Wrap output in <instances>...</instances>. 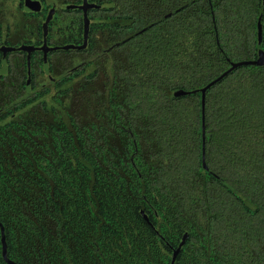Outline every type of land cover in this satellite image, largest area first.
Instances as JSON below:
<instances>
[{
    "label": "trees",
    "instance_id": "trees-1",
    "mask_svg": "<svg viewBox=\"0 0 264 264\" xmlns=\"http://www.w3.org/2000/svg\"><path fill=\"white\" fill-rule=\"evenodd\" d=\"M259 4L143 0L138 46L119 49L99 80L71 84L59 107L0 128L13 260L170 264L188 233L175 264H264V68H238L206 93L207 166L232 189L201 168L200 94L172 97L228 60L257 58Z\"/></svg>",
    "mask_w": 264,
    "mask_h": 264
},
{
    "label": "flooded vegetation",
    "instance_id": "flooded-vegetation-1",
    "mask_svg": "<svg viewBox=\"0 0 264 264\" xmlns=\"http://www.w3.org/2000/svg\"><path fill=\"white\" fill-rule=\"evenodd\" d=\"M142 1L0 0V128L23 117L35 118L43 113L44 104L59 107L71 84L99 80L117 61L119 49L138 46L149 25L139 5ZM262 3L260 0L257 13L262 17L263 35ZM147 205L148 213L142 210L141 218L150 229L158 230L154 224L159 215ZM0 225L7 260L18 264L9 256L6 227L1 221ZM178 244L169 246L170 257ZM0 255L8 264L2 256L1 230Z\"/></svg>",
    "mask_w": 264,
    "mask_h": 264
},
{
    "label": "water",
    "instance_id": "water-1",
    "mask_svg": "<svg viewBox=\"0 0 264 264\" xmlns=\"http://www.w3.org/2000/svg\"><path fill=\"white\" fill-rule=\"evenodd\" d=\"M264 9V0L262 3L261 10ZM180 10V9H179ZM177 10V11H179ZM261 15L258 17L257 20V25H256V38H257V58L255 60H241V61H230L229 62V67L222 72L219 76L216 78L212 79L209 81L204 87L198 88L195 90H190V91H185V90H177L173 92L172 97L177 98V97H182V96H188L192 94H200V135H201V145H200V153H201V168L203 171L209 173L210 175L214 176L215 178L219 179L207 166L206 162V125H205V105H206V93L216 84H218L220 81H222L225 77H227L230 73H232L234 70L245 67V66H251V67H260L264 68V51L261 49L262 45V24H261ZM87 31V30H86ZM66 49V47H64ZM12 50V49H11ZM8 51V50H7ZM225 186L228 188L232 189L229 185L224 183L221 179H219ZM146 219V217L144 216ZM0 230H1V244H2V256L5 259V261L8 264H14L11 263L9 260H7V250H6V240H5V234L2 226L0 225ZM188 235L185 233L182 238L180 243L178 244L177 248L173 250L172 257L170 264H174L176 257L183 247V245L186 242Z\"/></svg>",
    "mask_w": 264,
    "mask_h": 264
},
{
    "label": "rangeland",
    "instance_id": "rangeland-1",
    "mask_svg": "<svg viewBox=\"0 0 264 264\" xmlns=\"http://www.w3.org/2000/svg\"><path fill=\"white\" fill-rule=\"evenodd\" d=\"M236 58H238V60H235V61H240V60H242V55H239V56H237Z\"/></svg>",
    "mask_w": 264,
    "mask_h": 264
}]
</instances>
